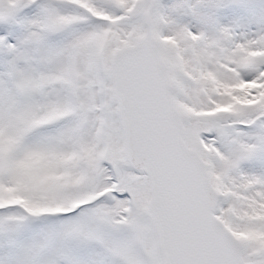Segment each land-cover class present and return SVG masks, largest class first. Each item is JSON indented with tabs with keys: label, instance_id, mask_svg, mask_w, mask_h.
Segmentation results:
<instances>
[{
	"label": "snow or ice",
	"instance_id": "1",
	"mask_svg": "<svg viewBox=\"0 0 264 264\" xmlns=\"http://www.w3.org/2000/svg\"><path fill=\"white\" fill-rule=\"evenodd\" d=\"M0 264H264V0H0Z\"/></svg>",
	"mask_w": 264,
	"mask_h": 264
}]
</instances>
